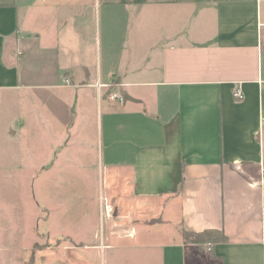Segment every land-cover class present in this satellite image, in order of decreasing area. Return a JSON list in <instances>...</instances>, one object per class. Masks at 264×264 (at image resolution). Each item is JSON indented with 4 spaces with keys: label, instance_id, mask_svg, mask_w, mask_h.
I'll use <instances>...</instances> for the list:
<instances>
[{
    "label": "crops",
    "instance_id": "obj_1",
    "mask_svg": "<svg viewBox=\"0 0 264 264\" xmlns=\"http://www.w3.org/2000/svg\"><path fill=\"white\" fill-rule=\"evenodd\" d=\"M130 2L139 9L120 16L127 38L104 74L98 18L87 16L98 0H0V94L52 88L60 105L49 113L65 131H37L32 158L34 146L59 145L68 165L80 164L76 177L65 165L62 186L50 184L55 203L35 199V185L57 171L30 169L36 208L24 249L45 264H264V0ZM29 42L32 80L55 64L52 82H24ZM118 88L124 102L109 98ZM19 117L8 128L14 152H0L1 178L25 174ZM5 221L0 211V238ZM207 229L226 239L186 241L185 231Z\"/></svg>",
    "mask_w": 264,
    "mask_h": 264
},
{
    "label": "rangeland",
    "instance_id": "obj_2",
    "mask_svg": "<svg viewBox=\"0 0 264 264\" xmlns=\"http://www.w3.org/2000/svg\"><path fill=\"white\" fill-rule=\"evenodd\" d=\"M114 1H123L126 3L124 5L120 4L119 6L113 4L112 7H110L108 6V0H98L97 5L88 10L87 13L89 19L92 18L94 20L95 18L96 21V16L98 18V27L97 22H95L96 27L94 26V28H99L100 30L98 32L97 38V53L100 58V66L104 74H106L107 69V66L105 65L106 60L110 52L112 51L113 45L117 46L118 42H123L125 37L127 38V17L124 18L123 21H120V16H122L123 14H127L129 11L137 12L139 9L138 5L140 4L137 3V6L135 7L133 6L134 3H128L129 1L134 0ZM128 5L130 6L128 7ZM27 8L29 10V13H27ZM53 8L54 7H52V9ZM145 10L147 11L149 9L144 8L143 11ZM54 11L55 9L53 11H50V16L51 13H55ZM50 16H47L45 14L44 18L47 19ZM140 20H144V17H141ZM20 22L22 25H24V28H21L22 33L26 34L28 38L32 37L36 29L33 25L29 7L26 6L24 8H21ZM137 27L143 28V21L137 23ZM114 28L116 30H114ZM129 28H132L131 22L129 24ZM109 34L111 35L112 39L108 40ZM126 42L127 39L125 43ZM24 50L25 53L24 55H22L23 62H26L23 64L22 70V73H24V82L31 85L39 84L41 82H52V77L56 76L54 67L55 64L50 66L49 69L51 70V72L46 73L45 75H41L45 76V78L32 80L30 73L28 72L31 70L30 42L26 45V49L24 47L22 48V51ZM27 72L29 75H27ZM60 72L61 75H63V71ZM114 78L117 79L116 77ZM49 89L52 88L38 90L24 89L23 91H21V94L11 92L0 94V152H3L2 150H4L5 152L8 149L9 151L10 149H13L14 152L15 143L12 140L15 139V135L13 136L14 138L10 137V129L8 128L13 127L15 129L17 123L19 125V116L22 115L24 127L19 131L18 138L22 140V144L19 147L22 148V152L24 153L23 170L25 173L22 177L18 178L0 177V211L2 212V214L6 213V217L8 219V222L5 221L7 223V233L2 238H0V264H29V261H32V264H45L44 254L42 257L39 254L37 256H32L27 250L24 249L25 246H28L30 244L28 236H33L31 226L33 225V211L35 212L36 202L33 199L32 186L28 174L31 173L30 169L33 168L34 164L39 163L41 166L46 165L48 168H52L54 171H57V173H54L52 176H48L47 173H43L42 177H40V186L38 183L36 185L34 184L36 186L35 189L39 190V195L37 194V192H35L37 196L35 199H37L41 203H55L60 199L55 195L51 197L47 192L49 187L52 186L50 184H56V182H58V185L62 186L65 176V174L63 173V171L65 170V165L66 167H73L72 170L76 168V170L73 171L74 173L72 172V178L76 177L79 172V162L78 164H76V162L73 161V163H71L72 165H68L67 162H65L66 160L64 157V152L61 150L59 145H57L56 147L52 145L50 146V149L44 145H40L37 149H35L34 146V151H36L37 153L36 158H38V160L32 158V138L35 136V133L37 131L38 136L37 133L36 136L38 138L49 137L50 130H52V132H55L57 134V138H59L62 136L63 131H65L64 128L61 127V125L63 124L58 120L52 118L49 113V106L60 105L59 103H57L59 98L56 97L55 93H53V91ZM32 91H34L35 93H32ZM114 91H119L122 94L124 93L122 88L111 90V92ZM117 102H124V99L117 100ZM37 111H40V113H37ZM39 123H42L44 127L41 124L39 125ZM56 124L57 126L55 127ZM19 128L20 127H18V129ZM45 148L46 150L44 151L43 149ZM10 162L13 161L9 158L8 163ZM20 163L21 162H19V165ZM69 175L71 174L69 173ZM38 187H40V189H38ZM4 206L6 207V210ZM2 227L5 228V226ZM40 227L43 228L44 225Z\"/></svg>",
    "mask_w": 264,
    "mask_h": 264
},
{
    "label": "trees",
    "instance_id": "obj_3",
    "mask_svg": "<svg viewBox=\"0 0 264 264\" xmlns=\"http://www.w3.org/2000/svg\"><path fill=\"white\" fill-rule=\"evenodd\" d=\"M186 241H192V242H216L225 240V235L216 229H207L201 232H184Z\"/></svg>",
    "mask_w": 264,
    "mask_h": 264
},
{
    "label": "built area",
    "instance_id": "obj_4",
    "mask_svg": "<svg viewBox=\"0 0 264 264\" xmlns=\"http://www.w3.org/2000/svg\"><path fill=\"white\" fill-rule=\"evenodd\" d=\"M98 86L99 88L104 86V84H101V83H98ZM234 95L236 98L238 99H243L244 98V92L242 91L241 88H238L235 92H234ZM109 98L111 100H123L124 99V95L122 93H120L119 91H114V92H111L110 95H109ZM108 211H113V208L108 206L106 208Z\"/></svg>",
    "mask_w": 264,
    "mask_h": 264
}]
</instances>
